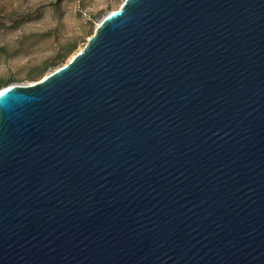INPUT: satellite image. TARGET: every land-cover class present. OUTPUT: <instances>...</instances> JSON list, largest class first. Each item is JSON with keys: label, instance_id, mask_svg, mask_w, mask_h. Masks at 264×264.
I'll list each match as a JSON object with an SVG mask.
<instances>
[{"label": "water", "instance_id": "1", "mask_svg": "<svg viewBox=\"0 0 264 264\" xmlns=\"http://www.w3.org/2000/svg\"><path fill=\"white\" fill-rule=\"evenodd\" d=\"M0 264H264V0H124L4 86Z\"/></svg>", "mask_w": 264, "mask_h": 264}, {"label": "rangeland", "instance_id": "2", "mask_svg": "<svg viewBox=\"0 0 264 264\" xmlns=\"http://www.w3.org/2000/svg\"><path fill=\"white\" fill-rule=\"evenodd\" d=\"M124 0H0V90L67 62Z\"/></svg>", "mask_w": 264, "mask_h": 264}, {"label": "trees", "instance_id": "3", "mask_svg": "<svg viewBox=\"0 0 264 264\" xmlns=\"http://www.w3.org/2000/svg\"><path fill=\"white\" fill-rule=\"evenodd\" d=\"M65 62H63V64H64ZM62 65V64H61ZM59 67V66H58Z\"/></svg>", "mask_w": 264, "mask_h": 264}]
</instances>
